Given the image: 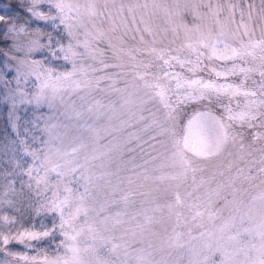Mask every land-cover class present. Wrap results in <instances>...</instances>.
I'll list each match as a JSON object with an SVG mask.
<instances>
[{"label":"snow or ice","instance_id":"1","mask_svg":"<svg viewBox=\"0 0 264 264\" xmlns=\"http://www.w3.org/2000/svg\"><path fill=\"white\" fill-rule=\"evenodd\" d=\"M0 264H264V0H0Z\"/></svg>","mask_w":264,"mask_h":264}]
</instances>
